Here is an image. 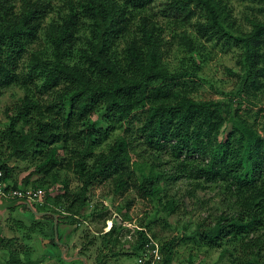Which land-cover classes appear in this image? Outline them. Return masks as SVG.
<instances>
[{
    "label": "trees",
    "instance_id": "1",
    "mask_svg": "<svg viewBox=\"0 0 264 264\" xmlns=\"http://www.w3.org/2000/svg\"><path fill=\"white\" fill-rule=\"evenodd\" d=\"M174 1L188 13L185 1ZM188 1L205 13L206 22L196 26L202 36L226 40L243 52L240 88L228 99L197 95L206 48L187 33L178 39L190 58L183 57L176 69L164 63L162 27L148 12L156 0H0V96L12 86L25 92L18 105L7 108L10 121L0 140L11 148V159L33 166L21 184L12 180L6 160L0 171L14 190L31 185L55 192L61 185L56 196L44 189L42 211L34 205L39 212L51 203L56 207L51 213L59 234L62 225L82 221L80 216L86 220L87 193L93 189L121 198L122 209L135 199L151 200L171 218L184 213L180 199L169 193L178 181H190L193 196L205 184L219 185L231 213L214 225L197 224L183 238L222 248L228 264H264V117L247 106L264 80V21L254 22L249 32L233 31L224 0ZM116 128L121 133L108 150L95 152ZM147 150L148 158L141 156ZM166 163L170 171L163 168ZM60 168L82 183L79 192L60 179ZM90 217L111 218L108 210ZM159 218L136 231L115 222L103 236L115 243L134 237L137 259L158 241L157 264H172L177 238L159 239ZM42 220H50L54 231L53 215ZM51 242L62 261L67 245L56 242L55 232ZM11 243L6 239L1 250ZM9 252L6 264H18L16 253ZM152 259L147 255L143 264Z\"/></svg>",
    "mask_w": 264,
    "mask_h": 264
},
{
    "label": "rangeland",
    "instance_id": "2",
    "mask_svg": "<svg viewBox=\"0 0 264 264\" xmlns=\"http://www.w3.org/2000/svg\"><path fill=\"white\" fill-rule=\"evenodd\" d=\"M182 1L187 3L188 13H184L182 9L178 10L173 4L174 0H156L148 9L149 14L162 27V37L165 43L163 47L164 63L170 69H176L183 57L190 58L189 52L178 39L180 35L187 33L206 48L204 50L206 63L199 73L197 95L206 99H228L230 94L236 93L240 88V76L243 72L239 61L243 52L236 46L225 45L226 40H217L216 38L208 40L206 36H202L196 26L198 22H206L205 13L196 2ZM224 2L228 5L230 20L234 23L233 31L249 32L253 29L254 22L264 21V0H224ZM44 45L45 41L42 39V47ZM257 90L252 91L251 103H247V106L252 109L251 113L263 111L260 114L261 117H264V80ZM24 95L25 92L20 86H12L3 90L0 96V133L7 128L10 121L6 113L7 108L18 105ZM237 100L240 102L239 98ZM120 133L121 130L118 128L112 130L108 139L96 148L95 152L108 150L109 145ZM138 143H136V149L142 153V146L138 147ZM11 151L9 145L0 140V163L6 160L8 166L13 169L12 180L21 184L22 179L33 170V166L30 162L11 159ZM60 152L63 157H68V152L64 150H60ZM148 153L149 150L141 156L148 158ZM163 156L166 160L169 159L167 155ZM170 167L171 165L167 163L163 165V168L169 171ZM59 174L61 180L67 179L72 192L81 190L82 183L67 168H60ZM190 183V181L182 179L169 191L171 195L180 199L181 207L184 208V213L180 212L171 218H166L161 208L151 200L135 199L130 209H122L121 198L110 196L108 190L93 189L89 191L87 197L90 208L87 210L86 220L80 216L79 220L82 221L64 224L60 228L61 234H59L60 237L58 235V239L68 247L66 252L61 253L62 261L59 260L61 250L51 242L54 238L53 223L50 220L38 221L39 218L33 220L34 217L26 212L21 207L22 205H18L3 213L4 240L0 244L6 239H13V243L2 250L0 248L2 253H0V264H6L10 259L7 255H10L9 250L16 253V257L19 259L18 264H83L81 258L86 259L87 264H140L134 250H131L134 237L127 238L121 243H115L110 242V239L103 235L112 229L115 222L133 231L140 230L142 229L140 224L146 223L155 215L161 219L159 225L155 227L159 239L170 241L174 237L177 238L172 264H188L191 256L193 264H228L229 254L222 253V248H209L183 238L185 234H192L197 224L204 223L206 220L207 223L214 225L221 215L231 213L225 200L224 191L219 185L205 184L203 188L196 190L195 196H193V187L190 186ZM60 186V184L57 186L56 193L53 192L54 190L50 191L47 186H44L43 190L50 191L52 195L56 196ZM38 208L40 211L43 210V208ZM55 208L51 203L46 208V212H52ZM101 210L109 211L110 220L93 221L90 217L91 213ZM61 211L65 212V209H61ZM165 218L170 222V226L165 223ZM126 241L131 242L126 243ZM156 242L160 247L161 243ZM72 258L75 259L70 261L69 259Z\"/></svg>",
    "mask_w": 264,
    "mask_h": 264
},
{
    "label": "built area",
    "instance_id": "3",
    "mask_svg": "<svg viewBox=\"0 0 264 264\" xmlns=\"http://www.w3.org/2000/svg\"><path fill=\"white\" fill-rule=\"evenodd\" d=\"M3 176V172L0 171V199H6L8 201L26 199L38 207H44L46 205V193L43 189L29 187L24 190H14L11 188L12 186L10 187L9 183L3 179ZM147 255H150L153 258L150 264H157L161 261V254L158 245H156L155 249L149 250L138 259L140 264L144 263Z\"/></svg>",
    "mask_w": 264,
    "mask_h": 264
},
{
    "label": "water",
    "instance_id": "4",
    "mask_svg": "<svg viewBox=\"0 0 264 264\" xmlns=\"http://www.w3.org/2000/svg\"><path fill=\"white\" fill-rule=\"evenodd\" d=\"M18 205H25L31 211V213H33L37 218L53 215L54 218H55V221H54L55 240H56V242L58 244H61L58 241L59 228H58L57 216L54 215L51 212H39V211H37V209L34 207V205L30 201H28L26 199H20V200H14V201H8L6 199H0V243L4 240V237H3V225H2V220L4 218V214L3 213L5 211H7V210H11V209L16 208ZM67 249L68 248H66V250ZM66 250H65V252H66ZM64 255H65V253H64ZM73 259H75V258H72V259H69V260L71 261ZM81 260L83 261V264H87L86 263V259L81 258Z\"/></svg>",
    "mask_w": 264,
    "mask_h": 264
},
{
    "label": "flooded vegetation",
    "instance_id": "5",
    "mask_svg": "<svg viewBox=\"0 0 264 264\" xmlns=\"http://www.w3.org/2000/svg\"><path fill=\"white\" fill-rule=\"evenodd\" d=\"M17 200H20V199H17Z\"/></svg>",
    "mask_w": 264,
    "mask_h": 264
}]
</instances>
